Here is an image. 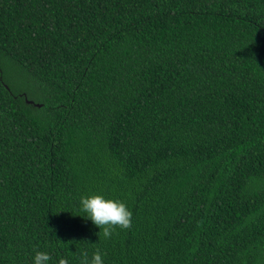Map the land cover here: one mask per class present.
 <instances>
[{
	"label": "trees",
	"instance_id": "16d2710c",
	"mask_svg": "<svg viewBox=\"0 0 264 264\" xmlns=\"http://www.w3.org/2000/svg\"><path fill=\"white\" fill-rule=\"evenodd\" d=\"M97 248L264 264V0H0V264Z\"/></svg>",
	"mask_w": 264,
	"mask_h": 264
},
{
	"label": "clouds",
	"instance_id": "9594fccd",
	"mask_svg": "<svg viewBox=\"0 0 264 264\" xmlns=\"http://www.w3.org/2000/svg\"><path fill=\"white\" fill-rule=\"evenodd\" d=\"M81 211L87 218L91 219L100 231L102 229L105 238H111L117 228L130 229L132 226L133 213L128 210L125 202L121 200L105 199L102 195L81 197ZM100 234V232H99ZM103 253L99 248L92 254L91 260L88 253H82L81 264H103ZM51 257L45 252H37L34 264H48ZM58 264H69L65 258H60Z\"/></svg>",
	"mask_w": 264,
	"mask_h": 264
},
{
	"label": "rangeland",
	"instance_id": "374dc122",
	"mask_svg": "<svg viewBox=\"0 0 264 264\" xmlns=\"http://www.w3.org/2000/svg\"><path fill=\"white\" fill-rule=\"evenodd\" d=\"M23 89L19 87H14V92L17 93L18 95H22L24 92L22 91Z\"/></svg>",
	"mask_w": 264,
	"mask_h": 264
},
{
	"label": "water",
	"instance_id": "95a60500",
	"mask_svg": "<svg viewBox=\"0 0 264 264\" xmlns=\"http://www.w3.org/2000/svg\"><path fill=\"white\" fill-rule=\"evenodd\" d=\"M28 103H29V104H33V102H31V101H28Z\"/></svg>",
	"mask_w": 264,
	"mask_h": 264
}]
</instances>
